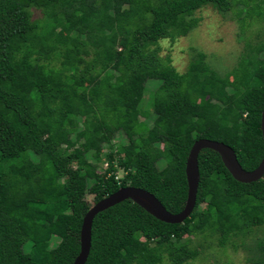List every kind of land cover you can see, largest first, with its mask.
<instances>
[{
    "label": "trees",
    "instance_id": "trees-1",
    "mask_svg": "<svg viewBox=\"0 0 264 264\" xmlns=\"http://www.w3.org/2000/svg\"><path fill=\"white\" fill-rule=\"evenodd\" d=\"M207 5L264 18V0H0V264H71L86 193L95 203L134 186L178 212L184 162L199 138L228 145L244 170L257 165L264 41L223 75L200 51L181 73L159 54V40L189 33ZM148 80L156 81L150 126L139 120ZM116 134L124 140L115 144ZM196 161L188 217L165 223L122 200L92 217L83 264H183L197 253L190 237L212 231L224 245L264 224V174L236 181L208 148ZM54 230L62 238L50 247Z\"/></svg>",
    "mask_w": 264,
    "mask_h": 264
},
{
    "label": "rangeland",
    "instance_id": "rangeland-1",
    "mask_svg": "<svg viewBox=\"0 0 264 264\" xmlns=\"http://www.w3.org/2000/svg\"><path fill=\"white\" fill-rule=\"evenodd\" d=\"M232 10L219 13L207 5L195 11L193 17L196 18V26L186 35L177 38L176 41L160 39L159 54L161 56L168 55L175 70L181 73L185 70L188 61L195 56L197 51H200L204 55L205 64L216 73L223 75L234 66L240 54L245 53L243 51H252L260 42L264 41L263 17L252 14L251 18H241L242 15H236ZM38 15L37 10L32 11V17ZM259 56L264 58V49H260L257 53V57ZM144 87L141 107L148 113L144 117L140 116L139 120L150 126L153 121V113L149 110V98L150 93L156 87V81L148 80ZM230 89L227 88V91ZM123 140L121 134H116L112 141L116 144ZM102 150H105V146L102 147ZM101 162L102 160L98 162L99 165L97 164V172L100 173L103 168ZM162 165L159 163V167ZM115 174L119 176L121 172L116 171ZM84 197L90 205L93 204L92 194L86 193ZM195 211L207 214L204 204L198 205ZM58 218H63V216L60 215ZM61 238L60 232L52 231L49 246H53ZM190 239L192 240L190 247L196 249L197 253L183 264H264L260 261L262 254L256 245L258 242L264 244V224L251 227L242 234L229 238L224 245L218 244V235L212 231H207L194 238L190 237ZM159 264H170V261L163 257Z\"/></svg>",
    "mask_w": 264,
    "mask_h": 264
},
{
    "label": "water",
    "instance_id": "water-1",
    "mask_svg": "<svg viewBox=\"0 0 264 264\" xmlns=\"http://www.w3.org/2000/svg\"><path fill=\"white\" fill-rule=\"evenodd\" d=\"M259 130L264 144V105L260 111ZM202 148L215 151L224 168L236 181L248 183L259 179L264 174V150L257 165L251 170H244L237 162L234 151L228 145L205 138L194 140L184 162L186 196L181 210L176 213L167 211L153 194L142 188L134 186L118 187L114 192L93 203L83 214L78 233L79 249L71 264H83L86 259L90 244V225L94 214L122 200L129 199L149 215L165 223H180L188 217L194 207L198 182L196 158L198 151Z\"/></svg>",
    "mask_w": 264,
    "mask_h": 264
},
{
    "label": "built area",
    "instance_id": "built-area-1",
    "mask_svg": "<svg viewBox=\"0 0 264 264\" xmlns=\"http://www.w3.org/2000/svg\"><path fill=\"white\" fill-rule=\"evenodd\" d=\"M106 166V162H104L103 163V168ZM124 172L121 170V175L123 174ZM121 175H119V176H117V175H115V178L117 179V178H119Z\"/></svg>",
    "mask_w": 264,
    "mask_h": 264
},
{
    "label": "clouds",
    "instance_id": "clouds-1",
    "mask_svg": "<svg viewBox=\"0 0 264 264\" xmlns=\"http://www.w3.org/2000/svg\"><path fill=\"white\" fill-rule=\"evenodd\" d=\"M263 105H264V104H263ZM104 162H106V161H103L101 164L103 165V163H104ZM105 167H106V166H105ZM105 167L101 169V172H103V171H104ZM117 171H120V172H121V169H120V168H118V169H117ZM120 175H121V174H120Z\"/></svg>",
    "mask_w": 264,
    "mask_h": 264
}]
</instances>
